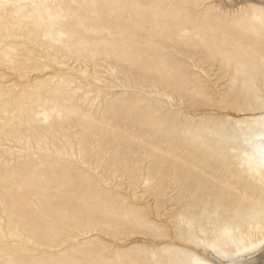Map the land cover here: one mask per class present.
Returning a JSON list of instances; mask_svg holds the SVG:
<instances>
[{"label":"rangeland","instance_id":"1","mask_svg":"<svg viewBox=\"0 0 264 264\" xmlns=\"http://www.w3.org/2000/svg\"><path fill=\"white\" fill-rule=\"evenodd\" d=\"M208 188L264 198V0H0V264L255 254Z\"/></svg>","mask_w":264,"mask_h":264},{"label":"bare ground","instance_id":"2","mask_svg":"<svg viewBox=\"0 0 264 264\" xmlns=\"http://www.w3.org/2000/svg\"><path fill=\"white\" fill-rule=\"evenodd\" d=\"M217 3H218V1H217ZM241 4H242V2H241ZM219 5L222 6V8H225V10L226 9L231 10L233 8V7H231V5L225 4V3L221 2V1H220V4ZM236 8H238V7H236ZM208 148L209 149H207V150L206 149L205 150H201L199 152V154H198L199 163L202 166H204V169L206 171V173L204 174V177L210 176L209 172L211 170H213V171L216 172L217 171V168H218L216 166L217 164L214 161H212V159H211V156H212V154H211V150L212 149L211 148H213L212 147V144H209L208 145ZM215 172H213V177H214ZM203 173H204V170H203ZM203 183H204V185H206L205 184L206 182L204 180H203ZM207 190H208V192L210 190V193H209L210 195L207 192H205V195L207 197L205 200H207L209 197H211V199H212V201L214 203L220 204L221 211H227L226 213L228 214V217H231L232 218V216H235L238 213L239 214H247V215H252V214L260 213L261 216H264V198L263 199L262 198L261 199H258L257 201H254L252 204L251 203L249 204L247 202L246 198L245 197H242L239 193H234V192H231L229 190L227 191L225 189H212V188H208ZM204 197H203V194H202V199ZM174 236H176V235H174ZM180 243H182V242H180ZM201 252H202V250H201ZM251 253H253V252H250L248 254H244V257L243 258L241 257L239 259L232 260V261H229V262H227L226 260H223V258L216 257L215 254L214 255L213 254H209V255H207V256L205 255V256H206V259L207 260L209 259L210 261H212V264H264V244L258 249V251L255 254H251ZM203 254H204V252H203ZM199 255H201V254H199ZM205 256H203V257L205 258ZM230 258H232V257H230ZM227 259H229V258H227Z\"/></svg>","mask_w":264,"mask_h":264}]
</instances>
